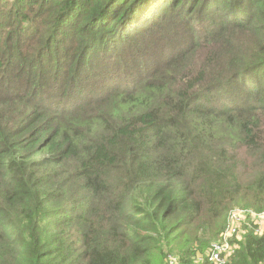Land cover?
<instances>
[{
	"label": "trees",
	"instance_id": "obj_1",
	"mask_svg": "<svg viewBox=\"0 0 264 264\" xmlns=\"http://www.w3.org/2000/svg\"><path fill=\"white\" fill-rule=\"evenodd\" d=\"M236 208L264 211V0H0V264H196Z\"/></svg>",
	"mask_w": 264,
	"mask_h": 264
},
{
	"label": "built area",
	"instance_id": "obj_2",
	"mask_svg": "<svg viewBox=\"0 0 264 264\" xmlns=\"http://www.w3.org/2000/svg\"><path fill=\"white\" fill-rule=\"evenodd\" d=\"M261 227H264V211L256 213L239 208L232 210L220 239L213 241L204 255L197 256L196 264H227L235 253L237 246L234 242L235 237L239 234L241 236L245 228L254 230L258 234ZM165 264H180V262L177 256L168 255Z\"/></svg>",
	"mask_w": 264,
	"mask_h": 264
},
{
	"label": "rangeland",
	"instance_id": "obj_3",
	"mask_svg": "<svg viewBox=\"0 0 264 264\" xmlns=\"http://www.w3.org/2000/svg\"><path fill=\"white\" fill-rule=\"evenodd\" d=\"M231 212V211H230ZM250 217H253L252 215H250ZM249 217V218H250ZM248 218V217H247ZM258 235H260V236H262V235H264V227H261V231L258 233ZM240 238V234L237 236V237H235V239H239Z\"/></svg>",
	"mask_w": 264,
	"mask_h": 264
}]
</instances>
